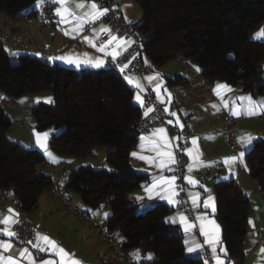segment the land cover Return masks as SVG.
I'll list each match as a JSON object with an SVG mask.
<instances>
[{"label": "trees", "instance_id": "16d2710c", "mask_svg": "<svg viewBox=\"0 0 264 264\" xmlns=\"http://www.w3.org/2000/svg\"><path fill=\"white\" fill-rule=\"evenodd\" d=\"M38 0H0V11L15 19L38 11ZM141 9L136 23L146 34L143 59L157 67L180 57L200 68L209 83L226 82L253 96H264V0H134ZM263 40V43H261ZM181 75L171 85H183ZM0 91L18 99L51 91L53 103L33 107L39 131L53 128L51 148L68 158H86L108 149L111 169L81 165L70 171L65 192L77 194L92 209L110 205L105 223L111 234L125 236L123 248L138 247L153 264H207L186 253L180 227L166 222L173 207L154 202L144 209L129 198L150 174L131 163L139 137L141 106L135 89L114 64L74 69L29 54H11L0 42ZM12 121L0 106V190H14L26 213L49 192L51 175L39 171L42 152L7 137ZM250 175L264 191V139L246 154ZM216 216L230 261L242 263L249 231L250 200L236 180L217 181ZM70 196V195H69ZM179 232V233H178Z\"/></svg>", "mask_w": 264, "mask_h": 264}, {"label": "crops", "instance_id": "0c3cea01", "mask_svg": "<svg viewBox=\"0 0 264 264\" xmlns=\"http://www.w3.org/2000/svg\"><path fill=\"white\" fill-rule=\"evenodd\" d=\"M43 1L37 5L38 9ZM51 1L56 12L59 10L63 13L58 15L59 22L53 27L43 28L27 20L18 22L0 11V33L20 35L26 39L24 45L6 46L11 54H29L74 69H102L114 64L132 44V39L112 32L105 38L101 37L108 30V25L102 20L103 14L95 19L88 15L94 11L90 7L92 3L98 6L96 11H103L97 1ZM77 4H83L84 7H77ZM120 4V12L126 20L139 21L141 9L134 0H120ZM87 27L90 28L86 30ZM57 57L65 59H56ZM69 60L72 62L69 63ZM182 60L177 57L164 66L157 67L149 59H144L149 71L126 74V78L135 89L134 102L137 105L142 106L146 90L151 88L171 122L189 131V135H181L174 140L187 142L185 181L194 218L189 217L185 209L175 208L176 186L172 179L174 141L164 126L140 134L131 151L132 165L150 174V178L139 189L131 192L129 198L142 203L144 209L154 202L173 207V211L165 219L167 223L182 230L188 255L201 256L203 247L208 246L216 264L218 260L223 264H235L230 261L229 252L223 243L221 224L216 216L217 196L214 190L217 181L234 179L250 200L246 254L243 262L239 264H264V195L258 182L250 175L246 161V154L257 141L264 139V105L260 104L264 96H253L241 87L226 82L209 83L201 75L197 65L190 60L186 63ZM99 62H102L101 66L96 67ZM179 75L185 77L187 83L171 85L170 80ZM9 99L7 94L0 91V106L13 123L7 137L26 148H35L43 153L46 162L39 166L40 172L51 175L52 166L62 168L66 163H73L74 168L81 165H92L96 169L112 168L107 160L108 149L104 147L98 148L86 158L64 157L51 148L50 141L55 130L51 128L39 131L33 115L35 105L54 102L51 91L15 99L13 108L8 104ZM224 110L238 118V135L241 140L238 152L230 151L225 144L226 121L221 115ZM19 120H23L22 125L17 124ZM161 129L164 131H160ZM249 137L252 138L250 141ZM38 140L45 147H41ZM233 157L236 159L233 160ZM203 167L212 171L209 177L199 173ZM69 195L81 208L92 212L99 222H107L110 215L108 203L92 209L83 203L79 195L71 192ZM20 212L14 203L0 208V264H6L9 257L16 264H44L46 261H52V264H71L73 260L79 264H127L113 254L108 244L88 224L58 205L50 192H45L39 198L36 208L27 213L28 220L37 230V244L45 252V256L40 258L16 239L15 226ZM6 219L8 223L3 222ZM8 233L14 235L10 236ZM39 236L48 237L55 246L38 239ZM125 239L121 234L116 235L120 244ZM209 239L215 242V251L213 244L207 242ZM3 244H10V247L6 249ZM190 248L194 250L189 251ZM59 249H63L67 256H62ZM149 254V262L152 260L153 263L154 257H149Z\"/></svg>", "mask_w": 264, "mask_h": 264}, {"label": "built area", "instance_id": "2783aa9c", "mask_svg": "<svg viewBox=\"0 0 264 264\" xmlns=\"http://www.w3.org/2000/svg\"><path fill=\"white\" fill-rule=\"evenodd\" d=\"M95 1L101 5L102 9H108V11L102 15V20L108 25V30L104 32L101 37L105 38L110 32H112L132 39V44L117 60H115L114 66L125 75L149 71L148 66L145 65L142 52V44L145 42L147 36L143 31L137 29V21H128L121 14L120 0ZM15 20L18 22L26 20L31 21L44 28L55 26L59 22V16L56 12L54 3L51 0H44L36 14H19L15 17ZM89 28L90 27H87L86 30ZM0 42L5 46H20L26 43V39L20 35L1 32ZM261 43H263V40H261ZM182 61L183 63H186L188 60ZM9 98L8 104L13 108L15 105V98L10 96ZM141 110L142 115L137 122V131L139 135L149 132L157 127L164 126L173 138L175 162L172 175L175 177L174 180L176 186L175 208L185 209L188 216L194 218L193 209L188 200L187 183L185 181L187 163L185 148L187 142L180 139L174 140L175 137L178 138L181 137V135H189V131L186 128H179L171 122L163 106L157 101L156 94L151 88L146 90L145 101L141 106ZM221 115L226 121V130L224 134L225 144L230 151L238 152L241 148V140L238 135V118L226 110L222 111ZM22 123L23 120L17 121L18 125H22ZM73 168V163H66L62 168L52 166L51 186L49 192L54 201L70 214L88 224L99 238L108 244L113 254L119 260H122L127 264H148V254L145 255L138 247L123 248V246L116 240V237L111 234L106 224L99 222L92 212L81 208L69 195L66 194L65 184L68 181L70 171ZM199 173L209 177L212 171L207 167H203L200 169ZM262 192L264 195V191ZM10 203L16 204L21 210L19 221L15 226L16 239L27 246V248L33 250L38 257H44L45 252L39 247H34V245H37V230L28 220L27 213L23 210V205L15 194V191L1 189L0 208ZM202 257L207 264H216L215 257L208 246L203 247Z\"/></svg>", "mask_w": 264, "mask_h": 264}, {"label": "snow or ice", "instance_id": "6c2138e0", "mask_svg": "<svg viewBox=\"0 0 264 264\" xmlns=\"http://www.w3.org/2000/svg\"><path fill=\"white\" fill-rule=\"evenodd\" d=\"M56 2H58V3H65L66 0H56ZM77 7H84V5H83V4H77ZM90 7H91V9L94 10V11H93V12H90L88 15H90L93 19L98 18L99 15H102L103 13H106V12L108 11V9H103L102 12H100V11H96V10L98 9V6H97L95 3H92V4L90 5ZM65 11H67V10L65 9ZM57 14H58V15H63V13H61L59 10H58ZM69 15H70V13H69ZM74 30H76V29H74ZM109 31H110V30H109ZM65 34L67 35L68 33L66 32ZM257 36H258V37H264V29H262L261 32L257 33ZM113 39H115V37H113ZM56 59H65V58H64V57H57ZM71 62H72V61L69 60V63H71ZM101 64H102V62L97 63V64H96V67H100ZM260 104H261V105H264V100L260 101ZM160 131H164V130L161 129ZM248 139H249V141H250L252 138L249 137ZM37 142L40 143V146H41V147H45V145H44L43 143H41L40 140H38ZM193 143H195V140L193 141ZM168 155L171 157V154H170V153H169ZM240 155L243 156V153H241ZM49 156H51V153H49ZM141 159H143V157H141ZM232 159L235 160L236 157H233ZM172 162H173V163L175 162L174 159L172 160ZM172 179L174 180L175 177H173ZM10 211H11V210H10ZM3 222H4V223H8V220L6 219V220L3 221ZM204 234H205L206 236L208 235V233H204ZM8 235L11 236V235H14V233H8ZM38 239H40V240H44V241H46V242H48V243H50V244H53V246H55L54 242H53V241H50V240L48 239V237H46V236H39ZM207 242L213 244V251H215V242H214L213 240H211V239H209ZM29 243H30V242H29ZM3 247L7 249V248L10 247V244H3ZM34 247H37V248H38L39 245H38V244H37V245H34ZM41 250L43 251L44 249H41ZM193 250H194V249H192V248L189 249V251H193ZM24 251L27 252V249H25ZM262 251H264V249H262ZM59 252H60V254H61L62 256H67V253H65L63 249H59ZM6 264H16V261H14L11 257H9L8 260L6 261ZM44 264H52V261H46V262H44ZM71 264H79V262L73 260V261H71ZM218 264H223V262L218 260Z\"/></svg>", "mask_w": 264, "mask_h": 264}, {"label": "rangeland", "instance_id": "374dc122", "mask_svg": "<svg viewBox=\"0 0 264 264\" xmlns=\"http://www.w3.org/2000/svg\"><path fill=\"white\" fill-rule=\"evenodd\" d=\"M40 4H41V0H38V1H37V5H40ZM33 115H34V114H33ZM98 157L101 158L102 156H98ZM149 257H152V254H149ZM148 264H153V263H152V260H150V262H149Z\"/></svg>", "mask_w": 264, "mask_h": 264}, {"label": "water", "instance_id": "95a60500", "mask_svg": "<svg viewBox=\"0 0 264 264\" xmlns=\"http://www.w3.org/2000/svg\"><path fill=\"white\" fill-rule=\"evenodd\" d=\"M179 233V232H178Z\"/></svg>", "mask_w": 264, "mask_h": 264}]
</instances>
